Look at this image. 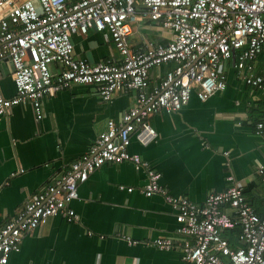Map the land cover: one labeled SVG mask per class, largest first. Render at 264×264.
Segmentation results:
<instances>
[{"label":"built area","instance_id":"1","mask_svg":"<svg viewBox=\"0 0 264 264\" xmlns=\"http://www.w3.org/2000/svg\"><path fill=\"white\" fill-rule=\"evenodd\" d=\"M141 21L171 30V40L135 44L134 24ZM91 29L110 33L119 59L91 63L74 56L73 35ZM261 55L264 0H0V60L8 58L13 64L16 88L15 95L7 97L0 85V115L30 103L39 120L43 99L75 84L94 85L104 100L119 89L138 93L136 103L119 120H108L87 153L1 227L0 264H7L10 254L20 251L23 238L34 235L51 217L75 221L72 202L78 198V183L104 163L124 161L146 172L142 193L162 195L174 208L188 264H264V215L252 207L242 184L230 176L226 189L209 193L198 204L172 195L151 163L129 151L133 135L144 145L157 137L149 121L152 115L180 110L194 93L207 101L225 90L231 66L248 85L264 92V73L256 70ZM169 62L173 66L149 89L150 70ZM54 63L61 65L60 71L52 70ZM255 127L264 136V119ZM258 172L264 180V165ZM235 227L240 228L237 247L224 235ZM153 243L164 249L175 246L170 238Z\"/></svg>","mask_w":264,"mask_h":264},{"label":"crops","instance_id":"2","mask_svg":"<svg viewBox=\"0 0 264 264\" xmlns=\"http://www.w3.org/2000/svg\"><path fill=\"white\" fill-rule=\"evenodd\" d=\"M134 30L135 44L167 43L173 34L150 21L135 23ZM72 39L77 58L91 63L120 58L108 31L91 29ZM172 66L153 67L148 88L158 85ZM51 68L58 72L61 65ZM13 70L9 59L0 60V85L7 97L16 93ZM256 70L264 73V55ZM137 95L136 90L119 89L104 100L94 85L75 84L45 97L39 120L30 103L0 115V229L30 197L87 153L108 120H119ZM262 119L264 92L248 85L231 66L225 90L207 101L194 93L180 110L152 115L149 121L157 137L144 145L133 135L129 151L151 163L172 195L198 204L209 193L226 189L231 176L263 216L264 180L258 169L264 165V136L255 127ZM147 181L146 172L131 161L102 164L78 183V198L72 202L78 218L51 217L23 238L20 251L12 252L7 264H188L175 210L162 195L140 191ZM157 238H170L175 246L161 248L153 243Z\"/></svg>","mask_w":264,"mask_h":264},{"label":"trees","instance_id":"3","mask_svg":"<svg viewBox=\"0 0 264 264\" xmlns=\"http://www.w3.org/2000/svg\"><path fill=\"white\" fill-rule=\"evenodd\" d=\"M239 233H240V228L239 227H235L233 229H228L225 230L224 235L226 237H228V239L230 240V243L233 247H237L239 246Z\"/></svg>","mask_w":264,"mask_h":264},{"label":"water","instance_id":"4","mask_svg":"<svg viewBox=\"0 0 264 264\" xmlns=\"http://www.w3.org/2000/svg\"><path fill=\"white\" fill-rule=\"evenodd\" d=\"M8 60V58L7 59H5L4 61H7ZM10 63H11V61H10ZM11 65H12V68L14 69V67H13V64L11 63Z\"/></svg>","mask_w":264,"mask_h":264}]
</instances>
